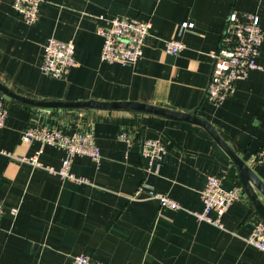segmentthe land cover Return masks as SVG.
Wrapping results in <instances>:
<instances>
[{
  "label": "crops",
  "instance_id": "1",
  "mask_svg": "<svg viewBox=\"0 0 264 264\" xmlns=\"http://www.w3.org/2000/svg\"><path fill=\"white\" fill-rule=\"evenodd\" d=\"M12 2L0 0V80L8 88L34 99L127 100L195 111L264 182V163L255 158L264 145V72L249 70L220 103L205 97L209 52L222 42L231 12L240 19L259 16L263 39L256 60L264 67V0H44L33 23ZM113 16L151 24L143 54L131 65L100 59L98 29ZM184 21L194 26L181 29ZM48 37L74 43L76 65L64 77H49L41 69ZM174 38L184 48L171 54L164 44ZM5 102L0 264H70L80 253L102 264H264V251L245 241L261 218L229 155L202 126L133 111ZM30 125L90 131L100 149L99 164L76 156L71 171L87 180L61 177L64 150L21 141ZM149 138L164 146L152 163L140 153ZM39 148L36 165L27 159ZM210 175L222 178L225 189L238 186L243 193L223 214V227L191 213L202 209L200 190ZM149 192L166 194L183 209L161 206Z\"/></svg>",
  "mask_w": 264,
  "mask_h": 264
},
{
  "label": "built area",
  "instance_id": "2",
  "mask_svg": "<svg viewBox=\"0 0 264 264\" xmlns=\"http://www.w3.org/2000/svg\"><path fill=\"white\" fill-rule=\"evenodd\" d=\"M44 0H13L12 5L17 13L27 22L33 23L39 18V7ZM105 23L98 29L102 37L100 59L105 62L131 65L143 54L146 37L150 34L149 21L136 17L113 16L104 18ZM192 22L184 21L181 29L193 27ZM263 39V33L257 14H248L240 19L235 12L227 18L223 38L220 45L209 52L212 67L209 81L205 89V97L220 103L235 91L234 82L243 79L251 69L264 72V67L257 62L258 49ZM184 48V43L179 39L166 40V52L176 54ZM75 46L72 40H61L48 37L43 45L41 61L42 71L52 78L66 76L76 65L74 58ZM7 117L5 100L0 96V127L4 125ZM121 139H126L124 134ZM21 141L31 143L38 141L42 145L49 144L64 150V157L57 173L63 177L78 182H84L85 177L76 176L71 171L72 160L76 156H87L95 164H99L101 153L90 131H75L64 133L58 128L44 125H30L24 129ZM41 148L35 151L29 159L40 165L37 155ZM3 152V151H2ZM140 153L149 163L158 159L164 153V146L157 138H149L140 144ZM12 155V153H7ZM23 158V157H22ZM257 162L264 163V145L256 152ZM48 170L53 168L48 166ZM161 206L170 209H183L176 200L162 193H152ZM243 198V193L238 186L225 189L222 178L216 175L208 176L203 188L200 190L202 209L192 211L196 219L210 223L216 227H223L222 216L236 201ZM4 205L0 201V218L4 213ZM186 210V209H185ZM11 214H16L17 208H10ZM213 213V214H212ZM245 241L264 251V220H257L252 230L245 237ZM70 264H102L87 254H75Z\"/></svg>",
  "mask_w": 264,
  "mask_h": 264
},
{
  "label": "water",
  "instance_id": "3",
  "mask_svg": "<svg viewBox=\"0 0 264 264\" xmlns=\"http://www.w3.org/2000/svg\"><path fill=\"white\" fill-rule=\"evenodd\" d=\"M0 96L5 100L29 105L32 107L42 108H87V109H105V110H121L133 111L148 115H156L172 120L184 121L202 126L208 134L216 141V143L229 155L232 160L236 173L247 199L252 203L256 214L264 220V182L255 174V172L240 158V156L232 149L218 134L213 124L207 119L199 116L195 111L185 112L175 110L159 105L142 103L137 101H100L94 98L87 100H69L66 98H42L34 99L18 94L8 88L0 80Z\"/></svg>",
  "mask_w": 264,
  "mask_h": 264
},
{
  "label": "rangeland",
  "instance_id": "4",
  "mask_svg": "<svg viewBox=\"0 0 264 264\" xmlns=\"http://www.w3.org/2000/svg\"><path fill=\"white\" fill-rule=\"evenodd\" d=\"M6 105H7V103H6Z\"/></svg>",
  "mask_w": 264,
  "mask_h": 264
}]
</instances>
